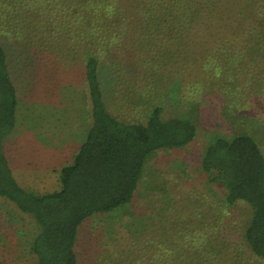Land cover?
<instances>
[{
	"label": "trees",
	"instance_id": "obj_1",
	"mask_svg": "<svg viewBox=\"0 0 264 264\" xmlns=\"http://www.w3.org/2000/svg\"><path fill=\"white\" fill-rule=\"evenodd\" d=\"M252 7L248 2L245 9ZM227 8L228 0H0V40L4 39L0 43V199L37 225L31 246L36 264H79L80 226L88 218L127 206L138 190L146 161L155 152L182 149L195 139L197 127L191 113L165 114L164 105L192 111L190 102L180 100L176 90L166 91L163 97L159 96L162 92H149V99L133 104L132 92L145 65L152 75L165 78L197 71L200 66L203 70L207 63L202 64V59L209 55L213 41L209 32L227 26L222 21ZM247 10L246 14L254 16ZM51 11L58 14L51 17ZM27 29L49 30L50 35L62 32L67 40L79 44L69 46L83 65L90 108L91 121L72 163L58 171V188L45 194L20 187L4 148L15 130L18 103L5 48L12 45L37 51ZM254 29L252 36H262L264 42V18H259ZM115 40L131 46L134 54L132 64L122 69L125 79L119 71L111 79L114 84L120 80L125 88L120 95L125 110L113 114L101 67L106 66L102 60L109 58ZM146 102L148 106L143 105ZM200 169L208 186L222 190L227 206L247 205L250 213L242 242L251 256L264 262V154L257 142L245 133L216 136L204 150ZM170 206L177 213L182 211L178 205ZM177 218L147 220L134 243L139 253L131 256H137L139 264H220L223 258L217 255L222 249L215 244V236L195 248L190 239L194 222ZM241 250H234L232 257Z\"/></svg>",
	"mask_w": 264,
	"mask_h": 264
},
{
	"label": "rangeland",
	"instance_id": "obj_2",
	"mask_svg": "<svg viewBox=\"0 0 264 264\" xmlns=\"http://www.w3.org/2000/svg\"><path fill=\"white\" fill-rule=\"evenodd\" d=\"M248 2L254 10L245 9ZM245 10L252 11L254 16ZM56 14L50 12L51 17ZM261 17L264 18V0H228L222 19L227 26H216L209 32L213 39L208 46L211 51L202 64L215 61L210 68L202 70L200 66L197 71L173 74L172 78L152 75L146 71V65L140 71L132 104L146 100L149 92L176 90L180 100L190 102L192 111L164 105L165 114L191 113L196 137L185 148L155 152L146 161L138 190L127 206L88 218L80 226L76 243L79 264H139L140 259L131 254L139 253L134 243L144 232L145 222L178 220L177 216L179 220L194 222V234L190 237L193 247L215 236V244L222 249L217 255L223 258L220 264H264L251 256L242 242L250 213L247 205L237 202L227 206L222 190L208 186L200 169L204 150L216 136L248 134L264 154V42L262 36H252ZM24 31H30L29 35L34 37L37 51L12 45L5 48L18 103L15 130L4 148L20 187L45 194L58 188V171L72 163L91 121L90 108L83 65L73 55V46H69L79 45L75 39L67 40L62 32L50 35L49 30ZM3 42L1 39L0 43ZM55 52L60 53L55 56ZM108 54L109 58L102 60L106 66L101 67V81L105 84L102 83L108 108L116 114L125 110L120 96L125 88L120 80L114 84L112 78L118 77L114 71L123 74L122 69L132 64L134 53L131 46L115 40ZM216 67L222 69L219 78L215 76ZM120 77L125 79V74ZM158 81L161 82L155 83ZM195 84L201 85L198 98L185 100V86ZM143 105L148 106L147 102ZM170 205H178L182 211L177 213ZM37 232L31 218L0 199V264H36L31 246ZM239 248L242 250L232 257V252Z\"/></svg>",
	"mask_w": 264,
	"mask_h": 264
},
{
	"label": "clouds",
	"instance_id": "obj_3",
	"mask_svg": "<svg viewBox=\"0 0 264 264\" xmlns=\"http://www.w3.org/2000/svg\"><path fill=\"white\" fill-rule=\"evenodd\" d=\"M215 61H212V64H214ZM212 64L206 65V70L212 66ZM222 74V69L220 67L215 68V76L219 78ZM201 90V85L195 84V85H186L184 89V99L185 100H192L193 98H198V93ZM247 107V106H246Z\"/></svg>",
	"mask_w": 264,
	"mask_h": 264
}]
</instances>
